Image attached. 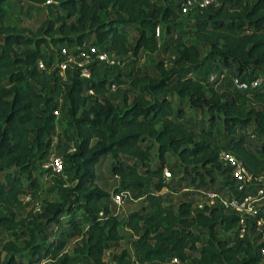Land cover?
<instances>
[{
	"label": "trees",
	"instance_id": "obj_1",
	"mask_svg": "<svg viewBox=\"0 0 264 264\" xmlns=\"http://www.w3.org/2000/svg\"><path fill=\"white\" fill-rule=\"evenodd\" d=\"M10 1L47 2L0 0V235H13L0 245L1 264H166L172 259L264 264L257 236L252 231L238 236V214L218 200L200 208L186 199L168 204L162 192L190 184L220 193L225 183L214 187L224 168L217 157L220 148L255 178L262 177L255 183L264 187V82L259 89L242 91L231 79L228 86L224 80H207L200 48L184 40L188 36L207 45V58L216 60L217 71L232 69L251 80L264 69V0H221L218 7L188 13L181 12L180 0H52L49 17L35 33L7 23ZM188 14L192 21L179 29L181 35L157 40L156 27L171 34L181 26L179 16ZM131 28L136 32L132 46ZM84 41L111 52L119 65L140 50L158 48L172 52L174 60L169 67L158 62L156 75L134 68L113 80H84L75 70H68L64 80L57 68L47 73L56 48ZM42 48L49 51L47 58ZM39 60L45 68H39ZM111 83L127 86L118 103L108 98ZM59 97L68 101L67 123L76 135L75 150L64 155L72 183L56 198L41 201L39 210L32 204L19 216L20 195L39 198L43 190L35 170L53 144ZM182 102L209 113V120H222L227 135L222 147H213L211 125L194 128L184 121ZM251 126L260 138L252 149L246 135ZM153 151L159 160L154 167ZM168 153L177 157L171 167H182L171 181L164 174ZM106 156L113 160L110 173L118 178L115 192L123 200L143 198L147 205L123 217L113 212L111 193L97 183L95 169ZM122 229L130 232L129 246L114 252L109 263L104 253L118 244ZM230 230L233 236H223ZM71 236L76 244L68 251Z\"/></svg>",
	"mask_w": 264,
	"mask_h": 264
},
{
	"label": "rangeland",
	"instance_id": "obj_2",
	"mask_svg": "<svg viewBox=\"0 0 264 264\" xmlns=\"http://www.w3.org/2000/svg\"><path fill=\"white\" fill-rule=\"evenodd\" d=\"M161 1V0H157ZM49 3L44 5H32L28 2L22 1H10L7 4V23L11 25H16L19 27H26L31 33H35L37 29L40 27L42 22L49 17ZM191 14L188 15H180L178 22L181 24L180 28H177L173 33L168 34L165 32L164 29L160 30V41L164 38L168 37H175L181 35L179 29H185L186 25L191 23ZM183 25V26H182ZM179 30V31H178ZM129 44L132 46L134 44L136 38V32L131 28L129 29ZM184 40L186 43H196L201 51V59L206 61L204 66V72L208 74H212L215 72H219L216 70L214 65L216 64L215 59H208L207 53L209 48L207 45L203 43H199L194 41L188 36H184ZM43 52L45 53V57H48L49 51L46 48H42ZM173 54L172 52H165L162 48H158L155 52H147L144 50H140L138 55L135 58L129 57L123 64L113 66V67H106V65H96L93 68L92 76L96 79H100L104 76L108 80L115 79L116 75L119 73H124L129 69L139 68L142 71H145L149 74L156 75L157 68L156 64L158 62H162L167 66H171L173 64ZM235 75V72L232 69H227L224 78V85H229L230 77ZM255 75L260 77L264 81V69L255 71ZM67 76V75H66ZM68 77V76H67ZM126 81V76L122 75L121 77ZM219 86V87H223ZM126 84H119L118 87L114 91L108 92V98L110 101L114 103L120 102L123 92L126 89ZM174 106L177 105L176 100L172 98ZM59 102V109L60 113L57 117L56 121V129L53 133V144L50 149V153H54L59 155L63 159L64 163V155L69 152V148L76 145V135L73 128L68 125V101L64 97L58 98ZM182 107L184 109V121L188 123L189 126H193L196 128L197 126L204 125L207 127L211 125L213 132H214V141L213 147L220 148L222 147L224 141L227 140V135L224 132V126L221 119L215 118V120H209L210 114L209 113H200L193 111L186 103L182 102ZM216 117V116H214ZM246 135L251 136L252 142L250 143V148L256 147L259 142L260 138L254 132L253 127L251 126L247 131ZM221 149V148H220ZM177 160L176 155L172 153L166 154V161H165V168L170 171L171 175L166 176L167 180H173L178 174L181 173L182 167H171V165ZM112 158L110 156L104 157L101 162L95 167L97 173V183L104 187L111 193L110 196V205L118 217L125 216L129 211L138 209L144 205H147L146 200L143 198H128L118 203L112 199V194L115 193V187L118 184V178L113 176L110 173V167L112 164ZM159 160L156 157V152H152V157L150 160V166L154 167L158 164ZM164 168V170H165ZM35 174L38 176L39 180L41 181V185L43 190H41L39 195V201H43L46 198H56L57 192L62 189L65 185L71 184V173L64 169L61 172H54L50 168L44 166V162L37 167L35 170ZM165 174V173H164ZM217 179L214 183V187L220 186L219 183H225V187H221L219 189L220 193L224 196H229L234 193L232 188L233 186V179L230 173V170L224 167L221 171L217 174ZM55 187L53 191H50V188ZM162 192L165 195V202L168 204H178L181 200H190L192 202L193 208H200V205L203 206L205 204L211 203V198L208 196L207 191H201L192 185H182L177 188L175 191H167L166 188L162 189ZM21 198L23 199V204L18 207L19 216H23L26 211L32 205L30 198L27 194H21ZM18 216V217H19ZM66 219V217L64 218ZM55 228V226H53ZM253 234H256L255 230H251ZM121 232L124 234L123 237L118 241V244L110 249H107L104 253V258L109 263H113L112 255L114 252H119L121 249L128 247L130 243V232L127 229H122ZM248 233H246L245 237ZM223 236L231 237L233 236V231H227ZM255 236V235H254ZM13 239V235L9 232H4L0 235V245L3 244L5 240ZM76 244V237L71 236L68 237L67 243L65 248L68 251H71L73 246ZM4 252L1 254V258H3ZM1 264V262H0ZM35 264H46L45 261L35 263ZM166 264H183L180 263L177 259H172L166 262Z\"/></svg>",
	"mask_w": 264,
	"mask_h": 264
},
{
	"label": "built area",
	"instance_id": "obj_3",
	"mask_svg": "<svg viewBox=\"0 0 264 264\" xmlns=\"http://www.w3.org/2000/svg\"><path fill=\"white\" fill-rule=\"evenodd\" d=\"M52 0H47L50 3ZM221 0H180V10L182 13H188L195 8L200 11L208 7H218ZM156 38L160 39V29L156 27ZM52 55L51 68H47L49 74L52 69L57 68L58 73L64 80L67 79V71L75 70L78 77L84 80L92 78V66L100 64L119 65V62L112 56L109 51L101 50L98 46L90 44L89 41H84L82 45L70 44L62 45L54 50ZM39 68H45V62L39 60ZM227 69H222L220 72L206 74L209 81L218 80L222 82L225 78ZM232 85L239 90L259 89L263 85V79L255 77L251 80H242L238 76L232 75L230 77ZM118 87L117 84L111 83L109 91H114ZM91 92V91H89ZM60 109L55 111L56 117L59 116ZM75 146L69 148V151H74ZM218 160L223 167L230 170L233 186L235 192L232 195L224 196L216 191H207L208 196L211 198L212 205L216 200L224 207L225 210L238 214L239 219L237 223V232L240 238H245L246 233L254 229L257 236V243L259 244V251L264 260V187L257 185L255 179L262 180V177L255 178L229 151L224 148L218 150ZM44 166L50 168L54 172H61L64 167L63 159L61 156L51 153ZM164 173L170 176L171 173L165 168ZM35 206V210L40 209L41 202L36 197L27 195ZM112 199L118 203L122 201V193L115 192L112 194ZM200 207H202L200 205ZM101 213V212H100ZM78 264V263H76Z\"/></svg>",
	"mask_w": 264,
	"mask_h": 264
}]
</instances>
